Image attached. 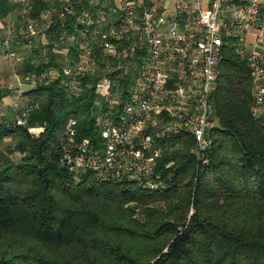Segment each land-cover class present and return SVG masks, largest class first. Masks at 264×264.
Returning <instances> with one entry per match:
<instances>
[{
    "label": "trees",
    "instance_id": "16d2710c",
    "mask_svg": "<svg viewBox=\"0 0 264 264\" xmlns=\"http://www.w3.org/2000/svg\"><path fill=\"white\" fill-rule=\"evenodd\" d=\"M47 4L36 0L30 16ZM18 8L0 0V19L19 20ZM44 48L25 54L22 76L59 65L60 56H44ZM98 75H85L77 96L61 73L36 81L22 93L24 123L16 125L12 113L0 120V138L10 136L21 154L19 162L0 156V264H264V125L251 114L248 67L234 47L223 50L210 96L217 119L209 162H197L192 137L175 135V149L156 160L166 186L153 191L90 176L73 182L61 163L59 136L69 118L79 137L96 135L100 103L89 84ZM8 92L0 88V98ZM30 126L43 130L32 136Z\"/></svg>",
    "mask_w": 264,
    "mask_h": 264
},
{
    "label": "built area",
    "instance_id": "2783aa9c",
    "mask_svg": "<svg viewBox=\"0 0 264 264\" xmlns=\"http://www.w3.org/2000/svg\"><path fill=\"white\" fill-rule=\"evenodd\" d=\"M11 1L21 20L13 27L6 18L0 50L13 58L12 44L21 43V61L38 47H46L44 56L46 50L60 56L59 65L22 77L31 87L61 73L77 96L81 79L99 72L89 84L100 103L96 135L79 137L71 117L59 136L61 163L73 182L90 176L164 188L156 160L175 149L179 133L193 138L195 159L207 164L208 132L217 119L210 96L227 45L246 61L250 111L264 125V0H45L34 17L36 0ZM37 130L43 128H29Z\"/></svg>",
    "mask_w": 264,
    "mask_h": 264
},
{
    "label": "rangeland",
    "instance_id": "374dc122",
    "mask_svg": "<svg viewBox=\"0 0 264 264\" xmlns=\"http://www.w3.org/2000/svg\"><path fill=\"white\" fill-rule=\"evenodd\" d=\"M12 17H10V21L12 22L13 27H16L18 24V19L15 17V15H11ZM18 54L16 57H7L1 50H0V66H7L8 69L10 70L9 73L7 74V78L5 80V83L7 82V84L10 86L9 89L12 92V95H10V97L8 99H10V102L12 104V106L14 108H20L18 111H13L11 109V112L13 115L16 114V120H15V124L16 125H21L24 123L25 121V117L27 115L28 112H26L25 115L22 114L23 110L27 109L24 108L26 105V98L23 96V92L29 88H31V82L24 80V78H22L23 76L21 75V43L18 44ZM27 54H30V52H27ZM14 94V97H13ZM21 94V95H20ZM13 97V98H12ZM21 99H20V98ZM21 103V105H20ZM28 111V109H27ZM18 120H20V122H18ZM22 120V122H21ZM30 127H34V126H30ZM28 127V132L32 135V136H37L39 135V133L42 131H36V132H30ZM5 155L7 156L10 160H12L13 162H19L21 160V154L15 149V147L13 146V143L11 141V137L10 136H4L2 138H0V156L1 155ZM2 159L0 157V166H3L2 163ZM129 205L136 210V212L138 211V208L136 207V204L134 202L129 203ZM193 209L191 207L190 212H192ZM134 216H137V213H135Z\"/></svg>",
    "mask_w": 264,
    "mask_h": 264
},
{
    "label": "crops",
    "instance_id": "0c3cea01",
    "mask_svg": "<svg viewBox=\"0 0 264 264\" xmlns=\"http://www.w3.org/2000/svg\"><path fill=\"white\" fill-rule=\"evenodd\" d=\"M10 17L12 16H8V19H10ZM7 19L5 21H3L2 19H0V27L4 24H6ZM9 69L7 66H0V88L1 89H6L7 91H9L6 95H3L0 98V120L4 119L5 117L9 116L12 112L11 109L14 111H18L20 108H14L10 102V99H8L10 97V95H12L11 90L9 89V85L7 84V82L5 83V80L7 78V74L9 73ZM21 95V94H20ZM14 97V94H13ZM12 97V98H13ZM20 98V97H19ZM21 99V98H20ZM21 105V103H20ZM16 116V114H15Z\"/></svg>",
    "mask_w": 264,
    "mask_h": 264
}]
</instances>
